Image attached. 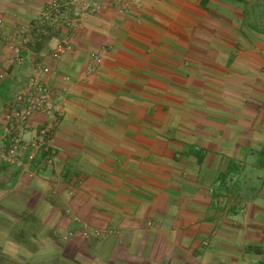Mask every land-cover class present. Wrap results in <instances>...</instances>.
I'll return each mask as SVG.
<instances>
[{
  "label": "crops",
  "instance_id": "obj_1",
  "mask_svg": "<svg viewBox=\"0 0 264 264\" xmlns=\"http://www.w3.org/2000/svg\"><path fill=\"white\" fill-rule=\"evenodd\" d=\"M57 1L0 0V57L9 33L20 37ZM202 2H117L69 38L56 63L74 79L62 115L32 119L26 138L46 141L0 162L8 258L196 264L175 263L174 252L201 255L219 208L232 218L237 170L258 174L254 201L250 181L241 186L243 217L252 203L264 218V33L244 27L240 4Z\"/></svg>",
  "mask_w": 264,
  "mask_h": 264
},
{
  "label": "rangeland",
  "instance_id": "obj_2",
  "mask_svg": "<svg viewBox=\"0 0 264 264\" xmlns=\"http://www.w3.org/2000/svg\"><path fill=\"white\" fill-rule=\"evenodd\" d=\"M71 1L59 0L53 3L51 11L44 14L41 22L38 20L36 24L29 27H18L20 37L12 32L3 40L4 58L0 57V64L2 65L7 60L5 64L8 67L6 73L4 71L0 73V83L6 87L0 94V162L15 164L21 158L20 151L25 146L28 144L37 146L46 141V135L49 133L46 129L47 125L39 128L37 133L41 137H46L40 139V137L32 138L30 135L26 138L29 136L28 123L32 119L42 117V119L54 121L62 115L61 102L66 98L67 90L74 79L69 73L60 70L56 63L72 48L71 45H74V42L71 43L69 38L82 31L85 24L91 19L104 15L117 2L121 3L122 10L129 9L131 0H125V2L121 0H86L94 3L95 6L93 9L82 11L81 14L75 10L76 6ZM84 1L81 0L80 5ZM208 1L203 0L202 4L206 5ZM247 1L249 3L245 4V7L250 11L247 18L248 25H253L257 21L261 25L264 24L263 1ZM257 2H259V6L255 5ZM254 7L256 8L254 9ZM244 27L248 28L246 23ZM59 46L64 50L59 52L57 50ZM32 100L42 101L43 107L35 114L22 120L23 111L28 106L26 101ZM234 172L237 176H234L236 179L231 189L234 191H232V200L228 203L232 209V218L226 217L225 209L219 208L220 216L216 218L214 226H210L211 234L204 235L206 239L203 242L206 243L201 246L202 250L199 251L201 255L188 258V253L180 251L175 254L174 252L172 261L182 263L183 260L190 259L196 264H264V218L255 215L252 203L249 207V217L244 218L245 211L242 210L247 204L242 203L245 200L241 186L249 184L250 181V187H244L243 191L249 189L248 202L254 201V190L258 189V186L257 182H253V180H258L255 178L258 174L255 170L246 169ZM221 178L226 179L225 176ZM32 185L34 186V184ZM1 204L3 205V203ZM5 205L12 211L18 209L17 203L7 202ZM244 222L246 225L243 224ZM0 225L3 226L1 223ZM49 237L48 234L45 235L44 240ZM48 252L49 250L42 252L46 253L43 254L44 257H48ZM9 253L8 258L7 253L0 248V264H18L10 259L12 253ZM89 263L102 264L94 258L90 259Z\"/></svg>",
  "mask_w": 264,
  "mask_h": 264
},
{
  "label": "built area",
  "instance_id": "obj_3",
  "mask_svg": "<svg viewBox=\"0 0 264 264\" xmlns=\"http://www.w3.org/2000/svg\"><path fill=\"white\" fill-rule=\"evenodd\" d=\"M71 2H72V4H74L76 6L75 10L79 14H81V12L84 11V10H87V9H90V8L93 9L94 6H95L94 3L92 4V2H89V1H86V0L81 5H80L81 0H72ZM57 50L59 52H61L64 49L61 46H59V47H57ZM26 102H27L28 106L23 111L24 112V116H22V120H24V118H26L27 116L35 114L37 111L41 110L42 107H43L42 101L32 100V101H26Z\"/></svg>",
  "mask_w": 264,
  "mask_h": 264
},
{
  "label": "trees",
  "instance_id": "obj_4",
  "mask_svg": "<svg viewBox=\"0 0 264 264\" xmlns=\"http://www.w3.org/2000/svg\"><path fill=\"white\" fill-rule=\"evenodd\" d=\"M225 1H228V2H233V3H235V4H240L241 6H240V8L242 9V12H243V16H244V20H243V22H244V25H245V23H246V25L248 26V28H250V29H252V30H254V31H256V32H261V33H264V24H260V23H254L253 25H248V23H247V18H248V15H249V13H250V11L249 10H247L246 9V7H245V4L247 5L249 2L247 1V0H225ZM260 1V0H259ZM261 1H263V4H264V0H261ZM242 5H243V7H242ZM255 5H257V6H259L260 4H259V2H257ZM256 7H254V9H255ZM262 16H264V13L262 14Z\"/></svg>",
  "mask_w": 264,
  "mask_h": 264
}]
</instances>
